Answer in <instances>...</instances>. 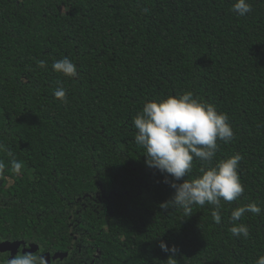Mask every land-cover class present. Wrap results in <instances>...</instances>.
I'll use <instances>...</instances> for the list:
<instances>
[{
	"label": "trees",
	"instance_id": "16d2710c",
	"mask_svg": "<svg viewBox=\"0 0 264 264\" xmlns=\"http://www.w3.org/2000/svg\"><path fill=\"white\" fill-rule=\"evenodd\" d=\"M234 2L0 0V224L70 252L58 264H169L160 240L179 249L172 264H255L264 213L238 221L247 239L229 216L253 201L264 208V0H248L243 17ZM63 57L77 77L53 70ZM187 91L226 113L234 138L217 142L210 163L194 158L184 179L243 157L245 191L222 201L220 224L209 205L189 216L165 204L174 190L134 142L145 101Z\"/></svg>",
	"mask_w": 264,
	"mask_h": 264
},
{
	"label": "clouds",
	"instance_id": "9594fccd",
	"mask_svg": "<svg viewBox=\"0 0 264 264\" xmlns=\"http://www.w3.org/2000/svg\"><path fill=\"white\" fill-rule=\"evenodd\" d=\"M232 11L243 17L252 11V6L248 0H235ZM40 66H45L43 61ZM52 68L66 77L79 75L77 65L68 57L54 60ZM53 94L61 101L67 98V90L63 86L56 88ZM133 126L136 129L134 142L144 150L146 166L158 170L163 176L162 182L174 190L173 196L165 204L182 208L189 216L193 205H209L213 209V221L220 224L222 201L239 200L245 191L238 173L243 158L241 154L221 159L214 166L201 167L200 175L195 179L184 178L191 172L194 158L210 163L216 156L217 142L227 143L234 138L228 115L218 111L214 104L187 91L145 101L142 110L133 119ZM8 154L11 155L10 152ZM12 167L19 171L22 165L13 161ZM246 213L260 215L264 213V208L253 201L232 209L229 216L232 226L229 230L233 236L249 237L248 227L238 223ZM159 247L171 253L168 261L172 264V258L179 254V249L175 245L170 248L163 240H160ZM7 264L47 262L43 256L29 252L10 258ZM255 264H264V255L259 256Z\"/></svg>",
	"mask_w": 264,
	"mask_h": 264
},
{
	"label": "flooded vegetation",
	"instance_id": "af4514ba",
	"mask_svg": "<svg viewBox=\"0 0 264 264\" xmlns=\"http://www.w3.org/2000/svg\"><path fill=\"white\" fill-rule=\"evenodd\" d=\"M4 199H1L0 198V205L4 204V202H2ZM10 202V201H9ZM7 202V203H9ZM13 204V202L11 203V205ZM0 219H3L4 221L5 220V217H0ZM43 231V229H42ZM32 230L31 229H26L24 230L23 232H21L20 234L21 235H24L26 233H31ZM17 234L16 232V229L14 227L13 224L11 223H7V225H2L0 224V243L2 242H20V244L18 246H13L12 249H8V250H0V264H7V261L11 258L12 256V251H16L15 255H18V254H23V253H33V254H36L38 256H43V254H46V253H50V258L48 260H46L47 264H58L59 263V260L63 261V259H60V258H57L54 260L53 256L55 253L57 252H61V251H47V250H44L43 249V243L42 242H37V241H34L32 239H26L25 237L23 236H20V237H15V235ZM35 245H37L38 247L35 248L36 250L34 252H31L30 249L33 248ZM68 254L70 252H67Z\"/></svg>",
	"mask_w": 264,
	"mask_h": 264
},
{
	"label": "water",
	"instance_id": "95a60500",
	"mask_svg": "<svg viewBox=\"0 0 264 264\" xmlns=\"http://www.w3.org/2000/svg\"><path fill=\"white\" fill-rule=\"evenodd\" d=\"M20 244V242H2L0 243V250L4 251V250H8L9 248L12 249L13 246H18ZM38 246L35 245L33 248L30 249L31 252H34ZM12 257H14V255L16 254V251H12ZM68 255L67 252H57L54 254L53 258L54 260L57 258L63 259L64 257H66ZM43 258H45L46 260H48L50 258V253H46L43 254Z\"/></svg>",
	"mask_w": 264,
	"mask_h": 264
}]
</instances>
